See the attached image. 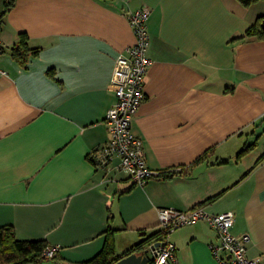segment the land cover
<instances>
[{"label":"crops","instance_id":"0c3cea01","mask_svg":"<svg viewBox=\"0 0 264 264\" xmlns=\"http://www.w3.org/2000/svg\"><path fill=\"white\" fill-rule=\"evenodd\" d=\"M141 8L152 64L132 132L147 166L175 175L138 186L118 158L102 168L92 155L108 141L115 61L135 41L125 13ZM261 17L264 1L15 0L0 21V228L81 264L108 228L120 256L160 231L159 209L203 206L232 212L264 264V40L241 38ZM21 36L36 50L25 65L10 55ZM169 240L179 264H219L205 223Z\"/></svg>","mask_w":264,"mask_h":264},{"label":"built area","instance_id":"2783aa9c","mask_svg":"<svg viewBox=\"0 0 264 264\" xmlns=\"http://www.w3.org/2000/svg\"><path fill=\"white\" fill-rule=\"evenodd\" d=\"M126 19L134 35V44L119 53L112 72L110 87L115 104L105 116L108 132L107 143L93 152L96 167L107 168L119 159L118 169L123 171L138 186L145 185L152 178H160L162 172L151 170L145 160L143 142L132 132V123L145 99V83L152 62L148 57L149 34L147 22L150 11L146 8L126 12ZM158 222L163 237L151 243L146 251L151 264H179L175 246L169 240L170 233L197 223H205L217 235V244H210L209 250L219 264H260V258L247 254L250 237L247 234L234 235L231 228L234 214L226 212L209 214L203 206L188 211L175 208L158 210ZM60 250L59 246H48L43 257L52 259Z\"/></svg>","mask_w":264,"mask_h":264},{"label":"trees","instance_id":"16d2710c","mask_svg":"<svg viewBox=\"0 0 264 264\" xmlns=\"http://www.w3.org/2000/svg\"><path fill=\"white\" fill-rule=\"evenodd\" d=\"M244 6H251L264 0H238ZM15 0H5L4 12L0 17V21L3 16L13 7ZM264 22V17H261L241 38L254 37L258 40H264V28L261 23ZM10 55L22 65H25L27 59L36 55V50L29 48L27 39L21 36L19 42L11 47ZM248 150V147L244 148L238 157L243 155ZM167 172L161 174V177L167 178ZM174 174V173H172ZM165 175V176H164ZM168 178L172 177L171 173H168ZM114 232L110 228L105 231V244L102 250L94 256L92 259L85 261L81 264H113L124 256L141 253L147 249V247L153 243L162 239L163 232L157 231L149 236L143 235V240L137 245L127 250L123 255H115V243ZM48 247L47 243L42 240H28L23 241L16 238L15 231L11 226H4L0 228V264H42L44 260L43 252ZM54 259V258H52ZM51 259V260H52Z\"/></svg>","mask_w":264,"mask_h":264},{"label":"water","instance_id":"95a60500","mask_svg":"<svg viewBox=\"0 0 264 264\" xmlns=\"http://www.w3.org/2000/svg\"><path fill=\"white\" fill-rule=\"evenodd\" d=\"M113 264H151V259L148 255V252L145 250L138 254L133 253V254L124 256Z\"/></svg>","mask_w":264,"mask_h":264},{"label":"rangeland","instance_id":"374dc122","mask_svg":"<svg viewBox=\"0 0 264 264\" xmlns=\"http://www.w3.org/2000/svg\"><path fill=\"white\" fill-rule=\"evenodd\" d=\"M45 261H43L42 264H54L53 260L51 259H46L45 257H43Z\"/></svg>","mask_w":264,"mask_h":264},{"label":"bare ground","instance_id":"6f19581e","mask_svg":"<svg viewBox=\"0 0 264 264\" xmlns=\"http://www.w3.org/2000/svg\"><path fill=\"white\" fill-rule=\"evenodd\" d=\"M176 170H177V169H176ZM155 171H156V170H155ZM160 172H161V171H160ZM165 173H166V172H165ZM168 173H169V172H167V174H166V175H167V178L169 177V176H168ZM163 174H164V173H163ZM171 175H175V174H172V173H171ZM164 176H165V175H164ZM170 177H171V176H170ZM163 178H164V177H163ZM147 183H148V182H147ZM135 188H136V187H135Z\"/></svg>","mask_w":264,"mask_h":264}]
</instances>
